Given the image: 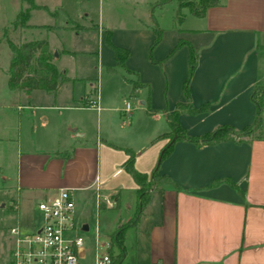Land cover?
Returning <instances> with one entry per match:
<instances>
[{
  "label": "crops",
  "instance_id": "crops-1",
  "mask_svg": "<svg viewBox=\"0 0 264 264\" xmlns=\"http://www.w3.org/2000/svg\"><path fill=\"white\" fill-rule=\"evenodd\" d=\"M155 1L49 2L54 15L47 13L53 22L39 26L56 36L70 32L76 39L81 31L92 27L104 42L95 51L96 62L108 73L119 69L122 96L130 110L125 112L123 106L117 108L101 102L99 96L92 99L84 93L56 97L60 86L73 79L61 70L66 79L49 92L55 102L46 109L49 117L57 118L63 136L50 133L47 146L16 145L12 169L16 203L20 195L29 202L66 187L71 191L75 221L80 201H86L96 213L114 208V229L128 222L135 211L136 184L122 168V162L125 150L136 146L113 142L108 121L115 110L126 115V125L142 114L149 124L140 137L142 146L135 148L143 152L132 155V166L146 176L156 169L158 175L168 176L177 186L161 179L150 185L146 204L135 222L123 230L119 264H264V139L211 144L175 140L168 155L158 161L167 140L165 116L176 102L192 107L205 105L197 113L178 110L177 122L187 134L197 135L221 123L239 129L252 120L248 92L254 84L264 85V0H218L201 16L181 9L182 19L178 23L172 20L174 7L166 20L160 13L154 16ZM45 3L48 1L31 0L34 8H42ZM153 24L160 33L157 42L150 46ZM106 33L111 44L127 50L121 66L114 62L112 50L104 40ZM45 40L54 52L53 63L59 52H88L65 43L55 46ZM178 40L182 43L166 56ZM188 46L194 55V66L187 81L186 100L181 83ZM131 81L139 86L131 89ZM86 112L93 115L90 121L96 132L94 142L87 136V122L83 118ZM40 118L47 120V114H40ZM102 126L107 130L102 131ZM134 137L135 141L139 138L137 133ZM112 151L120 152L115 155L118 160L114 164L108 157ZM110 164L116 169L111 171ZM115 171L121 173L109 184ZM105 199L111 206L105 205ZM16 221L20 225L17 214ZM87 230L86 224L82 231ZM81 235L84 241H92L89 246L84 242L90 262L93 233ZM10 246L11 240L5 264ZM108 250L111 254L116 252L109 240Z\"/></svg>",
  "mask_w": 264,
  "mask_h": 264
},
{
  "label": "rangeland",
  "instance_id": "rangeland-1",
  "mask_svg": "<svg viewBox=\"0 0 264 264\" xmlns=\"http://www.w3.org/2000/svg\"><path fill=\"white\" fill-rule=\"evenodd\" d=\"M47 1L48 3H45L44 7L34 8L21 0H0V264H5L6 248L11 240L8 230L17 224L16 214L18 216V224H20L18 227L21 232L30 231L38 220V214L33 209L36 199L33 198L31 201L25 202L20 195V201L18 204L16 203L18 196L13 188L12 181L16 145H21L22 148H26L30 143L47 146V137L50 136V133H55L60 138L63 136V131L58 125L57 118L54 116L49 117L51 114L49 115V110L46 109L48 105H52L55 102L52 93L42 90H32L24 94L23 92L9 89L6 86V68L10 58L7 39L25 41L31 38H46L49 44H54L55 46L65 43L68 46L88 51L77 54L58 53L54 60L56 67L64 71L66 76L73 79L60 86L56 92L57 94H55L56 97L65 96L70 93H84V96L91 97L92 99L99 96L101 102H108L117 108L123 106L125 101L122 96L123 86L119 80L121 78L118 75L119 69L115 68L114 71L116 72L108 73L104 67H100L99 63L96 62L95 51L104 42L96 36L95 30L92 27L81 31L76 39L70 32L63 33V36H56L48 34L45 28L39 26V24L53 22L51 15L47 11L54 15V9L49 4L51 0ZM164 5L161 7L153 6L156 8L153 15L155 16L156 13H160L161 17L166 20L171 9L174 7V3L173 5ZM24 8L28 12L26 19L28 25L26 24L21 29L13 30L10 24L18 10H23ZM116 38L120 39L121 37ZM28 108L31 109L30 112ZM42 113L47 114V120H41L40 114ZM132 113L137 112L133 111ZM92 116L89 112L83 118H86L85 122H87V136L94 142L96 132L95 128L91 125L90 120ZM125 116L122 111L115 110L109 118L110 129L108 128V130L110 131L111 140L117 144H132L136 147H129L131 154L133 155L135 152L141 154L143 152L142 149L137 151L135 148L142 146L141 142H139L140 137L147 128L149 119L142 114H137V117L133 118L131 124L126 125L127 120ZM262 117L264 118V116ZM104 125H106V122ZM106 127L102 126L101 130H105ZM136 133L139 136L137 141H135L134 137ZM256 133L264 135V122ZM118 153L120 152L112 151L108 155L111 163L113 162L114 164L118 160L115 157L116 154L119 155ZM102 154L101 152V157ZM110 166L111 171L116 169L114 165L110 164ZM120 173L115 171L114 175L110 177V181L107 182L109 184L110 182H115ZM79 204L81 208L77 211L76 222L82 221L86 223L88 230H78V233L84 236L92 235L93 225H95L97 233L100 236L98 237V242L102 244L108 243V235L114 229V208L109 211L98 210V213H96L90 205L88 207L86 201H80ZM86 206L88 207L87 212L85 211ZM83 208L84 212L82 211ZM84 242L87 244H84L85 246L92 244L90 238L85 239ZM81 262L89 263L88 252H84Z\"/></svg>",
  "mask_w": 264,
  "mask_h": 264
},
{
  "label": "trees",
  "instance_id": "trees-1",
  "mask_svg": "<svg viewBox=\"0 0 264 264\" xmlns=\"http://www.w3.org/2000/svg\"><path fill=\"white\" fill-rule=\"evenodd\" d=\"M26 4L31 5V0H21ZM173 2L174 10L172 20L178 23L182 19L181 9H185L190 15L201 16L205 9L210 6H215L218 0H156L152 6L161 7L162 5ZM27 9L18 10L12 21L11 28L13 30L21 29L26 25ZM153 38L150 46L158 40L160 29L156 25H152ZM105 42L110 46L114 62L117 66L123 64V60L127 56V50L123 47L113 45L108 40L107 33L104 34ZM181 40L176 41L170 48L168 53L171 54L180 44ZM7 44L10 49V58L6 68V86L9 89L28 93L30 90L38 89L45 92H53L56 87L66 79L63 72L59 70L52 62V52L47 47L44 38H31L25 41H14L7 39ZM194 66V55L190 47L186 55V72L181 83V90L184 98L187 100L188 89L187 81ZM139 86L136 81H131V89ZM248 99L253 106V116L250 123L242 126L239 129L234 128L227 123L217 124L210 130L204 131L197 135L187 134L177 122V113L180 108H184L188 113H197L205 109V105L192 107L189 104L176 102L174 109L167 113L166 123L168 131L164 133L167 140L161 147L158 154V161L168 155L171 145L175 140H185L193 144H211L224 140L241 141L246 138L264 139V135L258 132L264 122L262 111L264 110V85L254 84L249 92ZM172 138V141L169 140ZM126 157L122 162V168L132 178L136 184L135 187V211L131 219L123 224L118 225L109 236V243L116 249L114 254L108 250L113 264H119L122 254V234L126 226L135 222L138 214L146 204L149 198V187L157 179L166 181L174 187L177 185L164 174L158 175L156 169H153L148 176L144 173L136 171L132 166V154L126 149Z\"/></svg>",
  "mask_w": 264,
  "mask_h": 264
},
{
  "label": "built area",
  "instance_id": "built-area-1",
  "mask_svg": "<svg viewBox=\"0 0 264 264\" xmlns=\"http://www.w3.org/2000/svg\"><path fill=\"white\" fill-rule=\"evenodd\" d=\"M123 110H130L128 102H124ZM104 203L111 206L106 199ZM34 210L38 220L30 231L21 232L18 225L9 228L11 246L7 264H113L107 252L108 243L98 242L96 227H93L94 250L90 262H81L84 239L78 233L81 224L74 220L69 188L58 187L36 200Z\"/></svg>",
  "mask_w": 264,
  "mask_h": 264
},
{
  "label": "water",
  "instance_id": "water-1",
  "mask_svg": "<svg viewBox=\"0 0 264 264\" xmlns=\"http://www.w3.org/2000/svg\"><path fill=\"white\" fill-rule=\"evenodd\" d=\"M52 54L54 55V52H52ZM172 141V138L169 140V142H171ZM80 229H82V230H85L86 229V224H81L80 225Z\"/></svg>",
  "mask_w": 264,
  "mask_h": 264
}]
</instances>
